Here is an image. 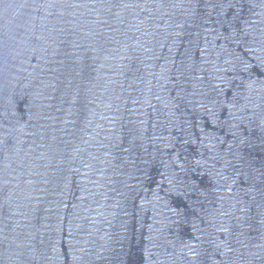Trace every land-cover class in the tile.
I'll list each match as a JSON object with an SVG mask.
<instances>
[{
    "label": "water",
    "instance_id": "95a60500",
    "mask_svg": "<svg viewBox=\"0 0 264 264\" xmlns=\"http://www.w3.org/2000/svg\"><path fill=\"white\" fill-rule=\"evenodd\" d=\"M0 264H264V0H0Z\"/></svg>",
    "mask_w": 264,
    "mask_h": 264
}]
</instances>
